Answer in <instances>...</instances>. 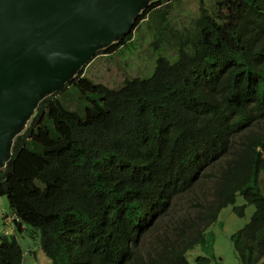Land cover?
<instances>
[{
    "label": "trees",
    "instance_id": "1",
    "mask_svg": "<svg viewBox=\"0 0 264 264\" xmlns=\"http://www.w3.org/2000/svg\"><path fill=\"white\" fill-rule=\"evenodd\" d=\"M166 15H157L164 28ZM192 24L175 58L158 54L147 77L109 87L81 69L15 137L0 196L52 264H193L196 246L213 253L208 228L222 208L243 215L238 195L256 206L231 235L240 263L264 257V0H218ZM69 87L84 113L59 97ZM211 168L210 199L194 204L202 210L176 215V198ZM25 255L15 235L1 236L0 264H24Z\"/></svg>",
    "mask_w": 264,
    "mask_h": 264
},
{
    "label": "water",
    "instance_id": "2",
    "mask_svg": "<svg viewBox=\"0 0 264 264\" xmlns=\"http://www.w3.org/2000/svg\"><path fill=\"white\" fill-rule=\"evenodd\" d=\"M154 0H0V166L39 102L135 28Z\"/></svg>",
    "mask_w": 264,
    "mask_h": 264
},
{
    "label": "rangeland",
    "instance_id": "3",
    "mask_svg": "<svg viewBox=\"0 0 264 264\" xmlns=\"http://www.w3.org/2000/svg\"><path fill=\"white\" fill-rule=\"evenodd\" d=\"M157 4L150 8L141 19L133 32V37L127 43L118 46L114 52L101 53L96 56L83 70L95 82L109 87L121 86L127 77H147L154 68V61L158 54H167L174 57L177 54L176 43L183 31L192 29V22L199 15L201 7L214 12L218 0H155ZM157 8V9H155ZM167 13L163 20L166 28L161 27L158 13ZM59 97L70 109L85 112V106L78 98L72 87L65 88ZM214 168L208 169L201 177L193 193H189L175 200L176 215L197 213L202 210L194 204L208 201L215 180ZM216 169V168H215ZM218 171V169H217ZM206 188V192H205ZM245 204L243 215H239L233 204L221 209L217 220L210 225L208 231L212 233L213 253L207 246L198 245L187 253L193 264H202L197 261L198 256H207L210 261L206 264H241L235 250L231 235L242 228L253 216L256 206L247 203L242 195H238L235 205ZM192 211V212H191ZM165 221L167 220L164 219ZM25 227V224H22ZM2 235H15L22 248L27 251L24 264H52L51 258L41 249L38 234L31 230V226L16 230V222L7 196H0V238Z\"/></svg>",
    "mask_w": 264,
    "mask_h": 264
},
{
    "label": "crops",
    "instance_id": "4",
    "mask_svg": "<svg viewBox=\"0 0 264 264\" xmlns=\"http://www.w3.org/2000/svg\"><path fill=\"white\" fill-rule=\"evenodd\" d=\"M25 252H27V251H25ZM257 264H264V257H262Z\"/></svg>",
    "mask_w": 264,
    "mask_h": 264
}]
</instances>
